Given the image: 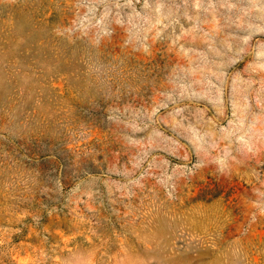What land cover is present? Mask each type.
<instances>
[{"label": "rangeland", "instance_id": "obj_1", "mask_svg": "<svg viewBox=\"0 0 264 264\" xmlns=\"http://www.w3.org/2000/svg\"><path fill=\"white\" fill-rule=\"evenodd\" d=\"M0 264H264V0H0Z\"/></svg>", "mask_w": 264, "mask_h": 264}]
</instances>
